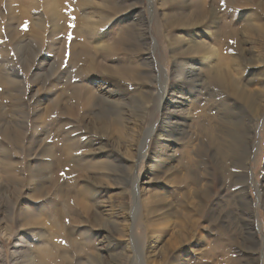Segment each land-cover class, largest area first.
Returning a JSON list of instances; mask_svg holds the SVG:
<instances>
[{"label":"rangeland","instance_id":"374dc122","mask_svg":"<svg viewBox=\"0 0 264 264\" xmlns=\"http://www.w3.org/2000/svg\"><path fill=\"white\" fill-rule=\"evenodd\" d=\"M51 1L49 11L45 0H0V264H264V43L254 28L264 26V0L218 8L211 20L213 0ZM223 14L249 60L236 36H220ZM221 54L245 92L208 72ZM163 82L175 90L161 100ZM82 85L109 98L76 104L81 120L70 119L62 112ZM154 88L139 109L141 91ZM112 119L124 139L89 125ZM56 133L75 156L62 196L48 158ZM131 167L138 193L124 179ZM139 193L151 194L141 210Z\"/></svg>","mask_w":264,"mask_h":264},{"label":"bare ground","instance_id":"6f19581e","mask_svg":"<svg viewBox=\"0 0 264 264\" xmlns=\"http://www.w3.org/2000/svg\"><path fill=\"white\" fill-rule=\"evenodd\" d=\"M46 4L47 5H51V7L49 8V11H51V8H52V4L53 2L51 0H45ZM249 3V0H218V3L216 4L215 3V0L212 1L211 3V8L207 9V12H204L205 16H211L210 20L213 19L215 16H216V11L218 10V8H222V10L224 11L223 13L226 14L230 11L229 9V6L231 5H234V8H237L236 6L238 7H242V6H246V4ZM216 5V7L212 6V5ZM264 4V3H263ZM261 5L262 7V11L264 13V5ZM235 10V9H234ZM55 14H57V12H55ZM223 14L222 16V21H224V26H221V28L219 29V31L221 32V35L222 37H224V39L226 40L227 38L231 39L233 36H236V45H235V49L238 50L239 52V55H240V58H244L246 60H249V56L247 57L245 55V47L242 46V44L246 43L247 40H245L242 36L241 33L238 32V29L237 28H234L232 27V24L229 23L228 21V24H227V19L225 17V15ZM232 13H230L231 15ZM216 18V17H215ZM259 21V20H258ZM226 22V23H225ZM264 22V21H263ZM256 28V30L258 31L257 32V35L259 34V41L261 42V46H262V43H264V26H262V22H258V24H256V26L254 27ZM239 33V34H238ZM249 41V40H248ZM200 44H204L202 42H200ZM259 49V53H256V57H257V60H260L258 56H260L262 54V50L260 49V47L258 48ZM173 48H172V52H173ZM218 55V53H217ZM263 56V54L261 55ZM225 57L226 55L224 54H221V57L219 60H217L216 64L214 65V67L210 68V70L208 71L209 73H213V74H216L218 76V81H219V84H221L222 82H224L225 79H227V83L229 85V88L236 94L239 95V92H242L244 91L243 87H241V84H237L236 80L232 77L231 73L229 71H226L223 69V62L225 61ZM253 58V57H252ZM172 59L174 60L175 59V55L172 56ZM256 60V59H255ZM176 59L174 60V63H175ZM238 62V61H236ZM99 64V63H97ZM100 67V70L104 73V74H109V75H112L114 77H118V75L120 74V72L118 71L117 68H114L112 66H108L106 64H99L98 65ZM196 68H194L191 63H190V67L187 69V73L190 75V76H194L195 75V70ZM161 74H163V78L165 80V74L163 73V71L161 70ZM163 81V80H162ZM166 82H163V84L160 86V91L157 93L158 94V98H160L161 100L165 97V93H167V90L168 91H171L173 92L175 90V87H174V84L173 83H169V86H166L167 88H165L164 84ZM223 85V84H222ZM89 88L85 87L84 85L81 86L80 88V92H81V95L79 97H76L75 98V102L74 103H71L70 105H67L64 107V111L61 109L60 107V110H62L63 112L62 113H66L67 117L68 118H79L81 120V118L79 117V109L77 108V105L76 104H80V106H87V107H90L91 105H93V103H97V102H101L103 101V104L105 101H107V98H109L108 94L106 93V91L104 92L105 95L103 94H100L99 96L95 95V94H91L89 91H88ZM108 90H111V89H108ZM113 91V89H112ZM258 92L256 93V97L258 100L261 99L262 97V93L264 92V86H262L259 90H257ZM263 91V92H262ZM111 91H108V93H110ZM119 92V91H118ZM151 92V91H150ZM207 92V91H206ZM245 92V91H244ZM112 93V92H111ZM141 97L139 99L140 102H138L139 104V109H144L146 110L149 106V103L151 102L153 96L156 94L155 93V88H154V91L153 93H149L148 91H141ZM117 95V96H115ZM115 99L116 100H119L120 98V94H115ZM108 96V97H107ZM111 96V95H110ZM119 96V97H118ZM117 97V98H116ZM123 97V96H122ZM62 98V97H61ZM66 98V97H64ZM68 99L70 97H67ZM122 99V98H121ZM56 100V99H55ZM58 101H53L51 102L53 104V108L54 109V106H57L59 105V103L61 102L59 99H57ZM65 100V99H64ZM159 101V100H158ZM38 102V101H36ZM72 102V100H71ZM189 104H188V107H192V101L189 100ZM133 103V102H132ZM51 104V106H52ZM160 101L158 103V105H160ZM50 105V104H49ZM116 105H119L117 102L114 103V105H111V106H114V108L119 111L121 110V107L120 106H116ZM114 109V110H115ZM202 110L203 109H200V114H202ZM257 110H260V106H258ZM50 111V110H49ZM176 112V111H175ZM197 114V113H196ZM200 114L197 115L200 116ZM122 115V114H121ZM120 115V116H121ZM51 116V115H50ZM203 116H204V111H203ZM66 120V119H65ZM116 121V119H112L111 121L109 122H103V121H99V122H88V124L90 126H92L96 131L98 135L102 136V137H109L110 135H112V131L114 130L113 126V121ZM169 122L171 123H177L179 120H178V117L177 116H169V119H168ZM83 122V120H82ZM66 123V122H65ZM198 122H196L197 124ZM191 124H192V118H191ZM62 125L60 124L58 126V123H56V126L55 128H60ZM85 129H90V127H87V125L84 126ZM87 130V131H88ZM54 131V130H53ZM90 131V130H89ZM116 132V135H117V138L120 140V139H124L125 136H124V133L120 130V129H115L114 130ZM151 131L153 132V126H151L147 132V134L151 133ZM47 132V131H46ZM59 134H61L62 131H57ZM52 133V132H51ZM56 133L54 136L55 140H56V143L55 141L53 142V147L49 148V156L48 158L50 159V163H52V166H54L53 168V171H55V174L52 176L53 177V182H54V188H55V191H56V194H59L60 196L62 195H66V191L62 189V185L64 183L67 184L68 187H70V189H73L74 185H72V181H73V172L75 170V167L73 166V162H74V159H75V156H73L71 153H69L66 148H67V144L64 143V139L62 138V136L60 137L59 134ZM126 135V134H125ZM135 137H136V133H133L132 136L129 134L127 135V140L129 139L131 143H136L135 142ZM41 140L40 141H43V137L40 138ZM145 139H143L142 143L140 144V148L142 151H141V155L143 154V151L144 149H142V144L144 143L145 144ZM125 141V140H124ZM61 142H63V144H61ZM117 142V141H116ZM119 142V141H118ZM135 145V144H134ZM102 148H105V147H102ZM43 149V148H42ZM98 150H102L100 149V147H98ZM133 154V153H132ZM131 154V155H132ZM133 156V155H132ZM112 159L114 162L116 161H119L121 160V157H119L117 154L115 153H112ZM112 161V162H113ZM49 163V164H50ZM119 163V162H118ZM124 166L126 168H129V165L127 167V163L124 164ZM132 166V165H131ZM130 169V168H129ZM132 169L133 167H131V172L130 174L127 175V173L124 172V179H130L132 180V186L130 188L133 189L134 192H136V185H137V181H138V178L136 176H133V173H132ZM39 176L42 177L44 176V172L41 170V172H39ZM118 176V175H117ZM119 179H120V182L124 181L123 178H121L120 176H118ZM117 177V178H118ZM148 182V181H147ZM56 185V187H55ZM262 188V187H261ZM148 189V188H146ZM263 190V189H262ZM126 191V190H125ZM149 191V189H148ZM242 191V190H241ZM59 192H62V194H60ZM140 192V191H139ZM145 192V191H144ZM64 193V194H63ZM138 193V191L136 192ZM139 196L138 197V201H139V204H140V210H141V203L143 201H146V199L150 198L151 199V194L149 196V194L147 196L149 197H145V194L143 193L140 197V193L138 194ZM153 195V194H152ZM154 196V195H153ZM156 196V195H155ZM69 200H71L72 198L71 197H68ZM244 200L246 201L245 199V196L242 194L241 195V201L244 202ZM148 202V201H147ZM146 202V203H147ZM145 203V202H144ZM145 203V204H146ZM245 203V202H244ZM143 204V203H142ZM80 207L82 208L83 212L87 215L89 214V210H90V207H89V204H79ZM154 206V205H153ZM145 207V206H144ZM54 209H58L55 205L53 206ZM147 212H150L149 214H153L155 213L154 211H156L154 208V211H149L148 207H145L144 208ZM152 209V208H151ZM144 210V211H145ZM146 211L145 213L143 212V214L145 215L146 214ZM165 214V213H164ZM152 217V216H151ZM127 218V217H126ZM96 219V218H95ZM150 219V218H149ZM146 226L149 224V220L146 219ZM128 222V221H127ZM152 223V222H151ZM254 236V235H253ZM137 252L136 256L138 255L140 257V250L139 248H134ZM136 260V259H135ZM138 260V259H137ZM95 264H102L101 260L97 259L96 263ZM137 264V263H136Z\"/></svg>","mask_w":264,"mask_h":264}]
</instances>
